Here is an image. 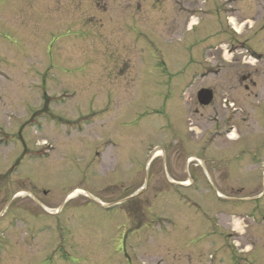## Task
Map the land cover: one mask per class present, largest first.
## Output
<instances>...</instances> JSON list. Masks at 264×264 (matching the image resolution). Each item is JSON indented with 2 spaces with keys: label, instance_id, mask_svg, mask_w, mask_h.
Segmentation results:
<instances>
[{
  "label": "rangeland",
  "instance_id": "1",
  "mask_svg": "<svg viewBox=\"0 0 264 264\" xmlns=\"http://www.w3.org/2000/svg\"><path fill=\"white\" fill-rule=\"evenodd\" d=\"M263 145L264 0H0V177L48 227L0 264H264Z\"/></svg>",
  "mask_w": 264,
  "mask_h": 264
},
{
  "label": "flooded vegetation",
  "instance_id": "2",
  "mask_svg": "<svg viewBox=\"0 0 264 264\" xmlns=\"http://www.w3.org/2000/svg\"><path fill=\"white\" fill-rule=\"evenodd\" d=\"M224 99L225 98H223V100ZM227 101L229 102H228V107L226 108L231 111V105L234 106V104H231L232 102H230V100H227ZM233 102L235 103V101ZM262 104L263 103H261V106ZM259 108L261 110L263 109V107H259ZM230 111H227L225 115L222 114L223 116L222 121L221 122L218 121L220 125L218 127H215L214 129L209 128L208 133L209 132L212 133L213 131H218V133L222 132V130H224L225 125H226V122H225L226 118L231 113ZM239 112H241V110H238L237 107L235 106L233 108L232 119L230 121L231 125L228 131L223 134H218L219 135L218 137H220V140L230 137L233 131L237 130L236 129L238 126L237 125V118H238L237 114H239ZM168 117L169 116H167L166 118ZM207 136L208 135L206 134V138ZM261 148L262 149L255 150V151L250 150V149L247 150L249 154L247 158H249L250 163L256 164L260 162L258 155L259 153L261 154V151H263L264 153V145ZM207 151H210V150L203 151L206 157L208 155ZM235 157L237 158L238 156L235 155ZM237 160L240 161L241 159H237ZM20 162H21V159L19 160L16 159L14 163L10 165V168H9L10 173L8 172L9 174L8 178L3 179L0 177V195L3 196L9 193L8 199L5 197H0V205L2 206L0 210V263H3L5 260H7L8 257L11 255V253L14 254L16 252L17 246L21 247V249H23L25 252L24 258H21V259L25 260V258H28L29 256L32 257V243H33V240L36 238L35 234L39 232L48 231L47 230L48 227L45 224L38 226L40 227L38 229L37 225L35 226L33 223H31L32 209L30 208L29 202L26 199L20 200V201L17 199L18 197H26L27 195L29 196V199H31L30 193L29 194L26 193V189H28L31 192L30 185L29 187H27L26 185L28 181L32 183L31 178H24V179L18 178L17 179V178H13L12 176V173L16 172V167L18 166V164H20ZM261 163L262 161L259 163V167H262L264 169V165L263 164L261 165ZM146 178L149 179L148 176ZM17 184L20 185L17 188L18 191L21 190L22 192L23 190H25L24 193L17 194L18 191L15 188V185L17 186ZM10 192L12 193L10 194ZM263 196L264 194L263 192H261L259 197L253 200L252 202L257 204V202H259L260 199L262 200ZM255 206H252V208L248 211L249 214L253 215L255 213V208H256ZM67 239L68 241H71V243L75 242V239H72L71 237H68Z\"/></svg>",
  "mask_w": 264,
  "mask_h": 264
}]
</instances>
